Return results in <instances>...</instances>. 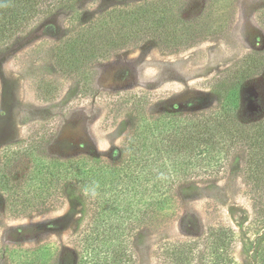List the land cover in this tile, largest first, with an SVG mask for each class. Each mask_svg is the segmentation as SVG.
<instances>
[{"label":"rangeland","instance_id":"1","mask_svg":"<svg viewBox=\"0 0 264 264\" xmlns=\"http://www.w3.org/2000/svg\"><path fill=\"white\" fill-rule=\"evenodd\" d=\"M149 1L77 0L1 49L0 150L41 136L52 158L96 157L116 166L140 119L212 113L226 91L217 78L232 68L264 65V0H173L176 18L194 24L202 38L174 48L143 41L75 73L56 67L57 47L68 36L106 11ZM233 82L241 119L262 117L264 68ZM245 159L246 147L238 145L213 174L175 185L171 209L134 233L135 264H176L171 251L185 245L193 250L187 264H214V246L222 264H264V187L254 191L245 181ZM60 196L52 210L14 218L0 195V264L20 250L48 245L51 264L76 263V234L89 214L72 189Z\"/></svg>","mask_w":264,"mask_h":264},{"label":"trees","instance_id":"2","mask_svg":"<svg viewBox=\"0 0 264 264\" xmlns=\"http://www.w3.org/2000/svg\"><path fill=\"white\" fill-rule=\"evenodd\" d=\"M76 1L0 0V50L38 19L53 16ZM195 30L194 24L185 25L176 18L173 0L114 8L61 42L55 65L61 72L75 73L87 63L147 40L162 48L185 46L202 38ZM263 68L236 67L217 78L216 85L225 83L226 91L212 113L191 117L165 113L140 119L124 149V159L116 166L96 157L52 158L42 149L46 138L41 136L6 145L0 150V195L5 211L14 218L43 213L56 208L62 192L72 189L84 215L89 214V222L76 234L75 264H135L131 239L138 229L171 209L172 188L202 173L213 174L236 146L246 147L245 181L254 191L264 187V115L241 119L238 85L233 82L250 79ZM53 252L52 246H42L20 250L8 260L9 264H51ZM211 253L214 264H222L217 246ZM192 254L190 245L171 251L176 264H187Z\"/></svg>","mask_w":264,"mask_h":264}]
</instances>
